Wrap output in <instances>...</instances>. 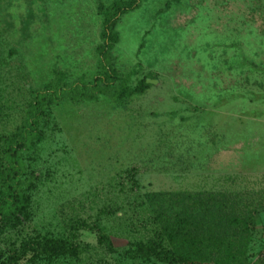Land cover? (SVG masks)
<instances>
[{"label": "rangeland", "instance_id": "1", "mask_svg": "<svg viewBox=\"0 0 264 264\" xmlns=\"http://www.w3.org/2000/svg\"><path fill=\"white\" fill-rule=\"evenodd\" d=\"M111 1L0 0V150L24 88L56 95L21 153L28 214L0 229V264H166L119 256L160 229L152 192L186 197L206 216L212 253L226 231L242 243L238 259L206 264H264V0H137L103 60L97 5ZM143 77L154 82L130 92ZM117 89L128 95L117 100ZM37 236L79 254L25 251L12 262Z\"/></svg>", "mask_w": 264, "mask_h": 264}, {"label": "trees", "instance_id": "2", "mask_svg": "<svg viewBox=\"0 0 264 264\" xmlns=\"http://www.w3.org/2000/svg\"><path fill=\"white\" fill-rule=\"evenodd\" d=\"M136 1L113 0L106 7L97 5V12L101 15L99 32L101 43L96 46V50L101 59H106L108 51L117 42L114 27L118 17L134 7ZM105 75L106 78L112 79L113 71L111 70ZM99 79L97 77L91 85H88L90 89L101 88L96 82ZM145 80L146 77H143L130 92H142L146 89L150 83ZM40 89L42 91L24 88L28 95L20 122L2 137L3 147L0 150L2 153L0 157V229L18 225L27 218L28 197L16 179L19 173L21 153L29 150L31 145L39 139L37 121L43 114L45 106L56 98L53 91H51L52 94L48 91L49 85H43ZM83 90L84 87L79 91ZM117 90V100L128 95H123L122 89ZM96 93L88 92V95ZM80 94L85 95L86 93ZM165 195L168 196V202L164 199ZM145 197L149 202H154L153 220L160 224V229L154 227L152 237L135 241L119 256L145 262L156 260L166 264H206L210 256L238 259L242 243H237L235 240L231 241L228 231L224 237H220L221 239L225 238V246L220 247L217 252H211L213 247L206 246V244L210 237L215 236L212 235L214 232L209 225H206V216H200V213L193 215L192 207L187 204L186 197L176 193L164 194L161 192L146 193ZM97 242L106 244V250H113L104 235L98 234ZM202 247H206V251L199 250ZM25 251H31L33 255L43 257L45 260L66 257L76 259L79 254L77 245L69 243L66 239L58 240L46 236H37L21 241L18 246V254H13L11 261L15 262ZM6 264H9V261Z\"/></svg>", "mask_w": 264, "mask_h": 264}, {"label": "water", "instance_id": "3", "mask_svg": "<svg viewBox=\"0 0 264 264\" xmlns=\"http://www.w3.org/2000/svg\"><path fill=\"white\" fill-rule=\"evenodd\" d=\"M145 81L146 82H149V83H153L154 82V81L152 82L151 80H148V79H146Z\"/></svg>", "mask_w": 264, "mask_h": 264}]
</instances>
